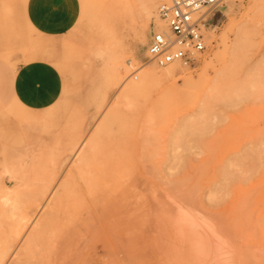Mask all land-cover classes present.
I'll return each mask as SVG.
<instances>
[{
    "label": "rangeland",
    "instance_id": "rangeland-1",
    "mask_svg": "<svg viewBox=\"0 0 264 264\" xmlns=\"http://www.w3.org/2000/svg\"><path fill=\"white\" fill-rule=\"evenodd\" d=\"M155 1L0 0V264H264V0L168 76Z\"/></svg>",
    "mask_w": 264,
    "mask_h": 264
},
{
    "label": "built area",
    "instance_id": "built-area-1",
    "mask_svg": "<svg viewBox=\"0 0 264 264\" xmlns=\"http://www.w3.org/2000/svg\"><path fill=\"white\" fill-rule=\"evenodd\" d=\"M222 0H166L157 14L166 24L154 25L148 44V57L159 67L180 64L193 68L207 49V26L221 11Z\"/></svg>",
    "mask_w": 264,
    "mask_h": 264
},
{
    "label": "bare ground",
    "instance_id": "bare-ground-1",
    "mask_svg": "<svg viewBox=\"0 0 264 264\" xmlns=\"http://www.w3.org/2000/svg\"><path fill=\"white\" fill-rule=\"evenodd\" d=\"M132 1V0H131ZM120 2H121V4H123V6L125 7V5H128L129 7L131 6V3H130V0H120ZM155 2H158L157 0L155 1ZM154 2V3H155ZM149 3V2H148ZM154 3H152V2H150V4H144L143 5V12H144V14H146V17H147V15H150L152 12H153V10H154V6H155V4ZM157 6V5H156ZM116 7V6H115ZM118 7H120V6H118ZM126 8V7H125ZM128 8V7H127ZM129 10L131 9V8H128ZM117 10H119V9H116V11ZM120 10H123V9H120ZM121 12V11H120ZM123 12V11H122ZM119 13V12H118ZM154 14V13H153ZM120 15V14H119ZM121 15H122V13H121ZM157 16H158V14H157ZM121 18H122V16H121ZM159 18V17H158ZM159 21L161 22V24L162 23H164V22H162L160 19H159ZM165 24V23H164ZM166 25V24H165ZM158 27H160L162 30H166L167 28H164V27H162L161 25H157ZM106 46V45H105ZM112 46L114 47V45L112 44ZM112 48V47H111ZM111 48H109V49H111ZM26 50V49H25ZM108 50V49H107ZM111 51V50H110ZM113 52V51H112ZM112 52L110 53V54H112ZM148 52V51H147ZM25 53V52H24ZM149 56V55H148ZM111 57V56H110ZM174 64H177V63H174ZM153 71V70H152ZM174 71H175V68L172 66V64H170V66L165 70V73H166V75L168 76V75H170V74H172V73H174ZM153 73V72H152ZM155 74V73H154ZM157 74V73H156ZM165 75V74H164ZM158 78V77H157ZM149 80H156V77L153 75V74H151L150 73V70H149V73H144L143 74V79H142V81L141 82H139L138 81V83H137V81L136 82H131L129 85H128V89H130L131 91H139V90H141V89H143L145 86H146V81H149ZM73 171V169H70L69 170V172H72ZM226 171H227V169H226ZM225 172V171H224ZM227 172H229V171H227ZM227 172H225V174L226 175H228L227 174ZM224 174V175H225ZM227 178V177H226ZM198 181V180H197ZM200 181V180H199ZM193 183H195V182H193ZM201 183V182H200ZM184 184V183H183ZM199 184V183H198ZM191 186H193V184H191ZM183 187V186H182ZM189 188V187H188ZM197 188V187H196ZM198 190H199V188H198ZM188 191V190H187ZM190 191V190H189ZM181 192H183V190L181 191L180 190V193ZM191 193H194V189H192V191H191ZM196 193V192H195ZM194 193V194H195ZM183 195H184V193H183ZM191 195V194H190ZM195 195H197V194H195ZM223 196H224V194H222ZM184 197V196H183ZM246 197V196H245ZM184 198H186V196L184 197ZM247 199L248 198H250V197H246ZM245 199V198H244ZM198 202V201H197ZM242 204H243V201H242ZM241 204V208H243L244 206H246L247 205V202H246V204H245V202H244V206ZM249 204H250V202H249ZM239 205H240V203H239ZM198 206V205H197ZM181 207V206H180ZM196 207V206H195ZM203 206L201 205V208H202ZM240 207V206H239ZM205 208V207H204ZM194 209V208H193ZM243 209H245V207L243 208ZM242 209V212L243 211H245V210H243ZM249 210V209H248ZM186 211V210H185ZM188 211V210H187ZM186 211V212H187ZM237 211V210H236ZM186 212H184V213H186ZM195 214V213H194ZM247 214V213H246ZM249 214V213H248ZM187 215V214H186ZM243 215H245V214H243ZM190 216V215H189ZM186 218H187V216H185ZM250 216H248L247 218H249ZM190 218H191V216H190ZM203 218H206V217H203ZM244 218H246V216H244ZM247 218H246V220H247ZM199 219V218H198ZM197 219V220H198ZM201 220H206V219H202L201 218ZM223 220V219H222ZM260 221V220H259ZM199 222V221H198ZM248 222V221H247ZM246 222V223H247ZM253 222V221H252ZM204 223H206V222H204ZM192 225V224H191ZM199 225V224H198ZM249 225H251V224H249ZM254 227H256V225L255 226H253L252 228L254 229ZM252 228H251V230H252ZM257 228V227H256ZM214 229V228H213ZM261 229V228H260ZM253 232L255 231V233H256V235H257V229L256 230H252ZM254 233V234H255ZM259 235V234H258ZM260 236V235H259ZM225 239V238H224ZM228 239V238H227ZM226 239V240H227ZM257 248V247H256ZM201 251V250H200ZM249 258V257H248ZM237 260V259H236ZM247 262V261H246ZM242 263H243V261H242Z\"/></svg>",
    "mask_w": 264,
    "mask_h": 264
},
{
    "label": "crops",
    "instance_id": "crops-1",
    "mask_svg": "<svg viewBox=\"0 0 264 264\" xmlns=\"http://www.w3.org/2000/svg\"><path fill=\"white\" fill-rule=\"evenodd\" d=\"M36 18L39 19V21H40L39 23H41V21H42V23L46 25L45 26V27H47L46 29H49L50 31H53V29H54V31H55V25L57 24L58 21L56 20L55 14L53 16L51 11L49 12V14H43V15H41V13L40 14L38 13V15H36ZM47 25H51V26H47ZM45 88H48L47 83L45 85Z\"/></svg>",
    "mask_w": 264,
    "mask_h": 264
}]
</instances>
